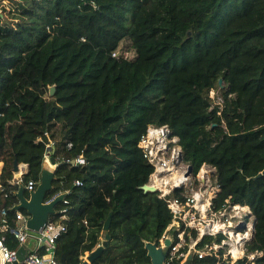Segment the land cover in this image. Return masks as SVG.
Masks as SVG:
<instances>
[{
	"label": "trees",
	"instance_id": "1",
	"mask_svg": "<svg viewBox=\"0 0 264 264\" xmlns=\"http://www.w3.org/2000/svg\"><path fill=\"white\" fill-rule=\"evenodd\" d=\"M3 1L0 159L9 227L18 204L17 186L8 184L14 160L28 167L23 183H39L51 140L57 166L45 200L70 190L68 203L54 207L67 208L56 264H82L106 234L88 264H150L144 242L159 243L171 214L157 192L140 189L153 169L137 145L149 126H166L193 175L213 169L209 211L240 206L252 217L240 258H224L218 233L196 244L217 251L195 253L191 264H264V175L254 179L264 170V0H8L7 14ZM123 41L133 58L119 54ZM216 89L218 104L208 96ZM78 156L84 165L74 163ZM3 236L17 249L9 231Z\"/></svg>",
	"mask_w": 264,
	"mask_h": 264
},
{
	"label": "built area",
	"instance_id": "2",
	"mask_svg": "<svg viewBox=\"0 0 264 264\" xmlns=\"http://www.w3.org/2000/svg\"><path fill=\"white\" fill-rule=\"evenodd\" d=\"M115 55L114 53L113 56ZM70 146L71 144L68 143L67 147ZM137 146L141 150L143 158L153 169L146 185L155 186V192L158 193L160 199L165 201L167 209L171 214V222L158 241L159 245L162 244L167 233L169 231L173 232L174 243L168 251L165 264H184L187 256L194 255L195 253L198 258L215 253L219 248L218 245L205 246L201 251L196 250V244L203 236L222 233L221 231L225 227L224 222H218V216L226 212L212 213L209 211L211 199L215 197L218 191V186L212 183L209 185L213 169L203 165L197 174L186 176L188 165L182 161L178 138L172 136L166 126H149ZM46 147L47 151L44 153L42 167H49L55 170L57 164H51L49 161L53 142L48 140ZM74 163L84 165L85 160L81 156H78L74 159ZM3 168L4 162L0 159V264H56L54 259L55 242L60 234L65 231V226L61 223V220L67 218L66 206L64 205L54 211L53 214H50L45 226L39 232H31L28 229L27 222L30 218L29 215H25L20 210H15L14 227L10 228L5 220L7 195L1 184ZM25 173V169L21 168V165L18 164L16 172H13L12 169V178L8 180V184L16 185L17 190L19 187H22L28 194H31L35 191L38 183L32 180L23 183L22 177ZM196 184L199 185L197 189L194 188ZM74 185L79 186L81 183L76 180L74 181ZM175 189H182L180 197L171 195ZM69 193L70 190L56 193L48 200H44V203L49 204L55 199L62 197L60 201L62 205L67 204L68 200H66V196ZM245 208L247 207H232L236 211ZM230 212L228 213L230 214ZM245 213L246 216L250 215L248 208ZM230 221L227 220L226 222ZM6 231H9L14 239L17 240V249H9L5 244L3 233ZM192 231L196 232V238L192 237ZM186 237L188 238V242H186ZM29 240L33 241L32 247L27 246ZM102 240L101 238V242ZM228 244L226 239L221 243L225 247ZM100 246L101 243L91 253ZM20 247L26 248L25 257L22 261L17 259L16 253ZM185 247L186 249L183 250ZM91 253H86L85 255L89 256ZM239 253V249L235 248V250H229L228 256L235 257ZM225 255L224 257H226ZM250 257L251 259L253 258L252 255Z\"/></svg>",
	"mask_w": 264,
	"mask_h": 264
},
{
	"label": "water",
	"instance_id": "3",
	"mask_svg": "<svg viewBox=\"0 0 264 264\" xmlns=\"http://www.w3.org/2000/svg\"><path fill=\"white\" fill-rule=\"evenodd\" d=\"M219 85H221L222 80H218ZM55 91L54 86L49 87V95L52 96ZM51 164H55L53 158L49 159ZM28 169V167H26ZM18 170V162L14 160L13 164V172ZM54 169L48 167H42L40 182L38 183L34 192L29 194L28 198L24 196V190L22 187H19L17 192L15 193L16 197L18 198V204L14 206L13 210H24L27 215H29V220L27 222V227L31 232H39L45 226L47 219L50 214L54 213V207L57 203L62 200L61 198L55 199L53 202L49 204H45L44 200L46 197L47 192L51 190L52 181H53V174ZM192 174V167L188 166L186 176ZM264 175V170L258 173L254 179H257ZM140 189L144 192H151L154 193L156 189L150 185H143ZM111 222V213L108 215L106 220L102 223L103 225V232H106L109 228ZM253 228V223L251 225ZM105 240H102L101 246L98 247L93 253H91L87 260L84 261L82 264H88L94 258H96L99 253L107 246L109 236L106 234ZM174 243V234L173 232L169 231L167 236L163 240L162 244H158L157 241H145L144 242V249L146 250V255L149 258L150 264H165V259L167 257L168 251L172 247ZM17 259L22 261L25 257L26 248L20 247L17 250ZM193 255H188L187 259L184 264H191Z\"/></svg>",
	"mask_w": 264,
	"mask_h": 264
},
{
	"label": "rangeland",
	"instance_id": "4",
	"mask_svg": "<svg viewBox=\"0 0 264 264\" xmlns=\"http://www.w3.org/2000/svg\"><path fill=\"white\" fill-rule=\"evenodd\" d=\"M3 7L5 8L4 14H7L12 7V3L9 2L8 0H4L2 2ZM123 44L120 47L119 54H122L124 57L127 58H133L134 57V52L129 48V43L127 41H123ZM223 86V85H222ZM208 96L212 99L214 104H218L220 101V93L219 90H211L208 92ZM211 182L209 183V185ZM143 186V185H142ZM199 187L198 184L195 185V189ZM229 211H226V213L218 216L219 220L221 223L224 222L225 227L221 231L224 236L226 237L227 242L229 243L228 246L225 247V253L226 254L224 257L230 258L232 261H235L236 259L240 258L243 254L242 248H243V241L244 239H249L250 234H251V221L252 217L246 216L245 212H247V208L238 210L236 211L235 209L228 213ZM246 216V217H245ZM230 222H226V221ZM103 237V236H102ZM101 237V238H102ZM105 240V238H103ZM235 248H238L240 253L238 256L232 257L231 255L228 256L229 250H235ZM86 255L84 256V261L86 260ZM251 259V257H248Z\"/></svg>",
	"mask_w": 264,
	"mask_h": 264
},
{
	"label": "crops",
	"instance_id": "5",
	"mask_svg": "<svg viewBox=\"0 0 264 264\" xmlns=\"http://www.w3.org/2000/svg\"><path fill=\"white\" fill-rule=\"evenodd\" d=\"M19 165H21V168L25 169V172H27V169H26L27 166L25 164H19ZM0 230H1V225H0ZM103 238H105V237L103 236L102 239ZM32 245H33V241L29 240L28 243H27V246H31L32 247ZM87 258H88V256L86 257V260H87Z\"/></svg>",
	"mask_w": 264,
	"mask_h": 264
},
{
	"label": "bare ground",
	"instance_id": "6",
	"mask_svg": "<svg viewBox=\"0 0 264 264\" xmlns=\"http://www.w3.org/2000/svg\"><path fill=\"white\" fill-rule=\"evenodd\" d=\"M49 168V167H48ZM153 187H155V186H153Z\"/></svg>",
	"mask_w": 264,
	"mask_h": 264
}]
</instances>
